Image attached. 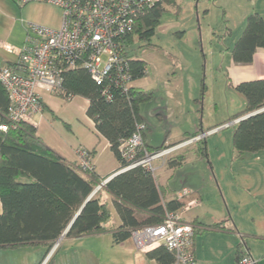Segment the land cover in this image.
Here are the masks:
<instances>
[{
    "label": "trees",
    "instance_id": "trees-1",
    "mask_svg": "<svg viewBox=\"0 0 264 264\" xmlns=\"http://www.w3.org/2000/svg\"><path fill=\"white\" fill-rule=\"evenodd\" d=\"M177 2L160 0L152 7L136 22L127 38L128 45L149 42L163 13L168 7L179 8ZM258 49H264V18L254 13L248 17L246 28L234 46L232 59L237 65H249ZM135 58L134 82L147 75L146 62ZM63 78L65 95L61 96L66 100L81 96L89 101L86 115L93 121L96 132L109 142L122 170L126 164L121 158V145L135 133L138 124H144L140 106L151 101L154 94L133 86L126 95L123 90L113 88L114 97L108 101L101 96L100 88L87 70L68 71ZM234 89L243 97L245 108L229 122L264 109V80L244 82ZM8 111V95L0 84V125H9L7 132L0 130V249L43 244L50 252L67 230L66 237L73 238L105 233L111 219V212L102 201L105 191L113 197L121 220V225L111 232L115 244L131 239L134 230L162 224L167 212H178L197 197L192 193L163 204L164 189L158 187L151 172L137 167L114 177L91 198L101 184L94 173L83 175L68 164L43 142L33 125L21 122L12 126ZM196 136H186L181 142ZM199 143V155L208 158L205 139ZM145 146L154 151L172 145L163 144L156 149L146 143ZM233 149L236 158L264 152V111L236 124ZM186 159L187 155L176 154L167 164L179 169ZM147 257L159 264L175 261L173 253L164 246L148 252Z\"/></svg>",
    "mask_w": 264,
    "mask_h": 264
},
{
    "label": "rangeland",
    "instance_id": "rangeland-1",
    "mask_svg": "<svg viewBox=\"0 0 264 264\" xmlns=\"http://www.w3.org/2000/svg\"><path fill=\"white\" fill-rule=\"evenodd\" d=\"M258 1L262 4L264 0ZM255 2L178 0L179 8L168 7L163 13L153 38L134 44L135 56L147 64V75L137 85L154 94L151 101L140 106L148 143L160 147L167 137L169 142L177 141L188 123L203 133L217 128L206 137L208 158H194L189 154L191 160L175 169L169 185L176 191H182L183 183L205 173L206 165L210 164L214 168L212 173L216 174L215 166L218 168L225 162V154L228 158L233 150L236 126H222L244 110L245 101L232 90L227 71L220 66L227 65L230 56L225 55L226 49L242 33L243 6H253ZM61 24L62 12L52 4L21 5L16 0H0V50L12 55L16 53H9L6 47L22 51L32 25L56 29ZM227 28L231 35L227 34ZM52 105L56 112L48 110L45 114L55 124L48 126L47 132L55 135L66 148L75 150L97 139L86 120L82 98L68 101L55 95ZM169 169V166L165 168ZM156 176L159 183L165 182L162 172ZM92 243L91 239L64 236L45 264H92L98 256ZM28 248L36 253L48 252L43 244Z\"/></svg>",
    "mask_w": 264,
    "mask_h": 264
},
{
    "label": "built area",
    "instance_id": "built-area-1",
    "mask_svg": "<svg viewBox=\"0 0 264 264\" xmlns=\"http://www.w3.org/2000/svg\"><path fill=\"white\" fill-rule=\"evenodd\" d=\"M159 1L16 0L21 5L32 2L54 5L62 12V24L56 29L32 25L22 51L15 52L6 47L9 53H18L19 56L16 66L0 65V84L8 95L11 125L34 123L33 118L45 111L38 89L65 95L63 74L78 68L88 71L104 99H113V88L128 95L135 83L132 62L136 58L134 46L128 45L127 38L133 33L136 22ZM73 98L70 96L67 100ZM227 127L230 124L222 126ZM0 130L7 132L9 125H0ZM145 130V124H138L135 133L122 143L120 154L126 167L121 172L143 167L154 176L157 172L155 163L166 165L179 151L217 131L152 151L145 146ZM76 153L77 170L83 175L94 173L92 152L80 148ZM107 180L96 187L93 195L107 184ZM195 204H187L182 211H188ZM182 213L167 212L162 224L134 230L131 239L141 251L164 246L173 253L174 264H197L192 252L195 229L183 220ZM59 240L49 252L48 259L58 247ZM235 264H257V261L250 254H244Z\"/></svg>",
    "mask_w": 264,
    "mask_h": 264
},
{
    "label": "crops",
    "instance_id": "crops-1",
    "mask_svg": "<svg viewBox=\"0 0 264 264\" xmlns=\"http://www.w3.org/2000/svg\"><path fill=\"white\" fill-rule=\"evenodd\" d=\"M259 5L264 6V1L261 4V1L256 0L253 6H243L242 33L233 42L234 45L232 43L226 49L225 55L230 56L227 65L225 67L220 66L221 69H226L232 90H235V87L244 82L264 80V49L257 50L253 62L249 65H237L232 59V51L246 28L248 17L251 14L258 13L264 18V7L261 8ZM206 12H209L208 9ZM227 34L231 35L230 28H227ZM0 51L1 66H16L19 59L18 53L12 55L2 49ZM138 81L140 80L135 81L134 87L145 91V89L137 85ZM38 92L42 97L45 111L41 116H35L33 118L34 123L29 124L36 127L38 136L48 147L53 149L74 168L77 165L76 152L78 149L83 148L93 152L94 175L100 182L119 172L120 163L111 151L109 142L96 132L93 121L86 115L89 106V101L86 98L81 96L74 97V99L82 98L84 100L83 110L86 120L92 127L97 139L84 146H79L75 150H70L56 139L55 135L47 132V127L55 124L53 120H50L51 117L45 114L48 110H51V113L56 112L52 105L55 95L42 88H39ZM235 121L230 122V126H236L237 123L234 124ZM216 130L217 128L203 133L193 123H188L180 139L169 142V137H167L163 144L174 145L181 142L186 136L208 134ZM145 143L151 148H159L148 143L146 133ZM200 148L201 145L198 142L177 154L187 155L186 163L191 160V154L194 158L204 159V157L199 155ZM225 158V162L219 164L218 168L215 166L216 174L212 173L214 168L210 164L206 165L205 173L191 179L189 182L183 183L182 191H176L169 185L171 178L175 174V169L169 167L170 169L167 171L165 170L169 166L167 163L164 166L157 163V172L154 178L158 187L165 191L163 204L189 196L192 193L196 194L195 196L197 197L191 201L196 202V204L188 211H182L185 205L178 212H183V220L195 229L192 252L197 264H235L236 260L244 254H250L255 258L257 264H264V152L247 154L242 158H236L233 149L228 158L227 154H225ZM227 171L228 173H226ZM158 172H162L164 183L158 182L156 176ZM209 172L212 174L210 173L208 177L207 174ZM102 201L107 204L111 212V219L106 224L107 231L103 234L83 237L93 241L92 244H94L97 252V254H94L99 256L96 257L95 262L94 260L92 261V264H159L156 260H151L147 257V253L152 250H139L132 239L121 244L114 243L111 232L121 225V220L114 208L113 197L108 192H104ZM0 210L2 213L1 201ZM67 231L62 237L66 236ZM28 247L0 249V264L46 263L49 252L44 253V250H40L36 253L30 251ZM105 255L108 256L105 257Z\"/></svg>",
    "mask_w": 264,
    "mask_h": 264
},
{
    "label": "water",
    "instance_id": "water-1",
    "mask_svg": "<svg viewBox=\"0 0 264 264\" xmlns=\"http://www.w3.org/2000/svg\"><path fill=\"white\" fill-rule=\"evenodd\" d=\"M264 111V109H262V110H260V111H257V112H255V113H253V114H250V115H248V116H246V117H244V118H241L240 119V121H242V120H244V119H246V118H248V117H251V116H254V115H256V114H259V113H261V112H263ZM120 173H122L121 171H119V172H117L116 174H114L113 176H111L110 178H108V180H107V183L108 182H110L114 177H116L117 175H119ZM93 197V195L91 196V198ZM90 199V198H89ZM84 207V206H83ZM83 207H82V209H83ZM80 214V212L77 214V216H76V218L78 217V215ZM75 218V219H76ZM74 222V221H73ZM73 222H72V224H73ZM71 224V225H72ZM71 227V226H70ZM68 232V231H67ZM67 234V233H66Z\"/></svg>",
    "mask_w": 264,
    "mask_h": 264
}]
</instances>
